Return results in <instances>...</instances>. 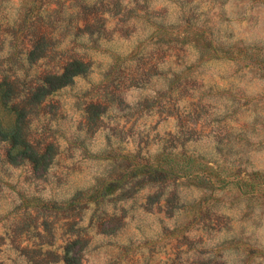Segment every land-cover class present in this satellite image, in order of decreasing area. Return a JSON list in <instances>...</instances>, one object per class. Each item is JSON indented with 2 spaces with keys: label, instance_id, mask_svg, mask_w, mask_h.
I'll return each mask as SVG.
<instances>
[{
  "label": "rangeland",
  "instance_id": "obj_1",
  "mask_svg": "<svg viewBox=\"0 0 264 264\" xmlns=\"http://www.w3.org/2000/svg\"><path fill=\"white\" fill-rule=\"evenodd\" d=\"M71 55L89 72L27 118L50 165L12 164L0 138V264L69 247L79 264H264V0H0V82L35 86Z\"/></svg>",
  "mask_w": 264,
  "mask_h": 264
},
{
  "label": "trees",
  "instance_id": "obj_2",
  "mask_svg": "<svg viewBox=\"0 0 264 264\" xmlns=\"http://www.w3.org/2000/svg\"><path fill=\"white\" fill-rule=\"evenodd\" d=\"M48 46L43 39L36 38L31 41L28 49L27 62L37 64L47 58ZM90 70V64L83 58L71 55L64 59V62L55 68L41 73L40 78L28 88L21 89L16 78L11 80L3 76L0 82V103L3 108H9L15 113V124L12 130H5L0 122V138L7 142L9 150L7 157L9 161L17 165L21 161L29 162L34 170H45L54 158V146L48 145L40 148L29 141L27 135V118L30 111L40 106L50 95L71 85L80 76L86 75ZM162 168L150 171L151 183H164L167 178ZM156 185V184H155ZM72 248L69 247L64 257L65 264H79L80 260L72 256Z\"/></svg>",
  "mask_w": 264,
  "mask_h": 264
}]
</instances>
